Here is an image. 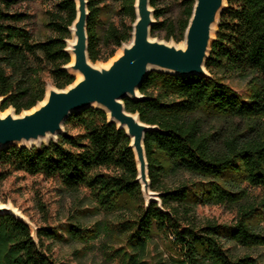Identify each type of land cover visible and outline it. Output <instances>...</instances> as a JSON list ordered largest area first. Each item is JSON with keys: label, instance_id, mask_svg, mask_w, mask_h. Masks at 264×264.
<instances>
[{"label": "trees", "instance_id": "trees-1", "mask_svg": "<svg viewBox=\"0 0 264 264\" xmlns=\"http://www.w3.org/2000/svg\"><path fill=\"white\" fill-rule=\"evenodd\" d=\"M28 1L0 0V110L12 108L17 115L44 100L45 74L58 90L75 82L65 69L71 62L65 50L76 18L75 2L40 0L54 9L45 23L51 35L36 37L32 16L17 9ZM87 1L89 59L93 64L107 62L132 40L135 0H114L121 21L110 23L101 34L99 2ZM158 1L151 0L153 9ZM194 4L182 1L176 24L160 22L164 12L155 10L151 36L164 31L167 40L184 41ZM206 70L207 77L189 78L151 72L139 90L141 98L124 101L128 112L154 128L144 146L150 188L160 203L147 207L129 138L94 108L72 114L56 141L1 150L0 185L19 172L58 179L73 193L88 191L96 213L118 216L103 228L121 241L111 252L121 264H148L156 239L172 254L155 264H264V254L255 253L264 247V202H250L247 191L264 188V0H228ZM230 81L244 90L236 91ZM211 119L241 120L245 127L220 134L206 128ZM78 127L82 132L70 133ZM166 179L173 181L168 184ZM219 204L237 208L232 225L201 224L195 217L199 205ZM96 228L93 234L70 224V241L87 243L100 233V222ZM46 241L67 240L51 227H38L34 238L27 223L0 215V264H58Z\"/></svg>", "mask_w": 264, "mask_h": 264}, {"label": "water", "instance_id": "water-1", "mask_svg": "<svg viewBox=\"0 0 264 264\" xmlns=\"http://www.w3.org/2000/svg\"><path fill=\"white\" fill-rule=\"evenodd\" d=\"M76 18L70 27L66 53L71 62L65 67L74 77L80 76L64 90L46 88L42 102L30 111L17 115L13 109L0 115V151L9 147H40L65 133L68 118L88 108L106 113L108 122L125 131L130 140L138 169L137 181L147 207L160 203L159 195L151 191L145 153V136L154 128L141 122L138 114L127 111L124 101H137L139 90L151 72L180 78L207 77L206 62L228 0H195L189 20L184 47L177 48L153 40L151 30L156 24L151 0H135L136 19L132 25V40L121 47L120 54L107 66L94 67L89 59L87 24L88 1L73 0ZM3 99L0 98V105ZM10 214L27 221L12 208L0 203V215ZM28 224V223H27Z\"/></svg>", "mask_w": 264, "mask_h": 264}, {"label": "rangeland", "instance_id": "rangeland-1", "mask_svg": "<svg viewBox=\"0 0 264 264\" xmlns=\"http://www.w3.org/2000/svg\"><path fill=\"white\" fill-rule=\"evenodd\" d=\"M97 1L101 8V22L98 24L97 30L101 34L110 23L117 24L122 17L118 15L119 6L114 0ZM182 1L159 0L154 11L158 9L164 12L160 22L166 21L176 24L183 12ZM17 9L32 16L30 26L36 37L51 35L45 28V23L47 22L48 12L54 9L52 3L29 0L20 3ZM155 22H157L156 19ZM151 38L177 48L184 47V41L176 43L173 39L167 40L164 31L156 32ZM100 48L104 57L106 53L102 44ZM120 52L121 48L117 50L112 59L116 58ZM112 59L107 62L101 60L94 63V65L97 67L107 66ZM44 80L47 89L49 87L55 88L49 74L44 75ZM230 85L238 92L244 90V87L236 81H230ZM11 109L4 112L0 110V115L5 116ZM236 127L243 128L245 124L241 120L218 122L211 119L206 125L209 131L225 135ZM79 132H82L80 127L70 130V133L74 135ZM0 171H2L1 168ZM166 180L168 184L173 181L171 179ZM247 191L250 202L256 204L264 202V188L248 187ZM89 200H91V197L88 191L82 190L79 193H73L66 190L58 179H48L42 175L30 176L25 173L14 172L0 185V203L12 208L27 221L34 238H36L38 227H51L59 232L64 240H67L56 243L46 241V244H50L52 256L58 264H121L117 258L111 256V252L122 245L121 241L113 237L110 231L103 228L108 222L112 223L118 219V216L96 213L93 209L94 204ZM195 217L201 224L215 222L221 225H232L237 217V208L227 204L199 205L195 211ZM99 222L102 227L100 233L93 239H88L87 243L70 241L71 237L68 232L70 224H79L82 228L89 229L94 234L97 232L96 225ZM261 227L264 230V221L261 223ZM156 241L158 246L155 245L149 248L148 264H155L162 256L167 258L168 255L172 254L165 243L161 242L160 239H156ZM239 252L248 253L245 250H239ZM255 253L264 254V247L259 248Z\"/></svg>", "mask_w": 264, "mask_h": 264}, {"label": "bare ground", "instance_id": "bare-ground-1", "mask_svg": "<svg viewBox=\"0 0 264 264\" xmlns=\"http://www.w3.org/2000/svg\"><path fill=\"white\" fill-rule=\"evenodd\" d=\"M70 43L73 44L74 43V40L71 38L70 39ZM94 67H97L96 65H94ZM77 76V79L79 80L80 79V76L79 75H76Z\"/></svg>", "mask_w": 264, "mask_h": 264}]
</instances>
